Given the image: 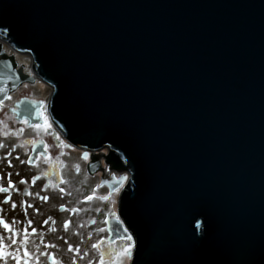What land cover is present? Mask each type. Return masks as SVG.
Listing matches in <instances>:
<instances>
[{"label":"water","instance_id":"95a60500","mask_svg":"<svg viewBox=\"0 0 264 264\" xmlns=\"http://www.w3.org/2000/svg\"><path fill=\"white\" fill-rule=\"evenodd\" d=\"M0 38L31 53L88 173L104 146L128 173V233L105 221L128 264H264V0H0ZM32 102L15 112L41 122Z\"/></svg>","mask_w":264,"mask_h":264},{"label":"rangeland","instance_id":"374dc122","mask_svg":"<svg viewBox=\"0 0 264 264\" xmlns=\"http://www.w3.org/2000/svg\"><path fill=\"white\" fill-rule=\"evenodd\" d=\"M34 88L43 98L51 94V87L42 81H36ZM103 149L104 158L108 149L102 147L100 150ZM13 151L8 140L0 134V186L7 188L8 180L12 181V187L7 192H0V216L16 232V243L13 244L11 232L0 226V236L4 237L8 250L19 248L22 255L26 248L30 252V264H52L47 255H41L42 252L52 253L57 264H88L89 260L92 264H99L100 252L111 247L107 241L105 220L110 210L115 214L117 212V195L126 182L128 173L125 170L116 172L125 175V179L115 194L102 200L100 197L105 191L99 187L97 177L73 171L74 166L78 165L72 164L75 153L70 150L66 149L69 153L64 157V166L58 173L54 171L50 175H40L39 166L25 167L20 155L13 154ZM33 177L36 179L33 180ZM61 188L63 192L60 191ZM93 190L92 198L85 200L84 197ZM6 196L8 200H5ZM45 196L48 197L47 200L42 199ZM13 203L15 207L12 206ZM65 220L69 221L67 227L64 226ZM33 228L37 231L32 232ZM25 229L28 239L21 245ZM101 237L104 239L101 240ZM98 240L100 243L95 249L92 248L91 245ZM126 243L129 242L119 243L115 240L114 247L118 249ZM130 243L133 244V240ZM69 245L73 246L72 250H69ZM129 260L127 256L123 257V264H128ZM0 264H15V261L7 257ZM104 264H108L107 257Z\"/></svg>","mask_w":264,"mask_h":264},{"label":"flooded vegetation","instance_id":"af4514ba","mask_svg":"<svg viewBox=\"0 0 264 264\" xmlns=\"http://www.w3.org/2000/svg\"><path fill=\"white\" fill-rule=\"evenodd\" d=\"M0 66L7 70L9 69L8 66H11L12 73L8 71L9 73L7 74L12 80H14L17 75L25 78L32 76L34 78L32 81L27 79L19 83L15 88L11 87V79L4 81L3 89H5V92L2 93L3 97L0 99V102H2L0 103V134H2L4 139L8 140L12 150L14 149L13 154L20 155V160L25 163V167L32 168L39 166L40 175H50L54 171L58 173L59 169L64 166V157L69 153L66 151V149H68L71 153H75L72 164L78 165L74 166L73 171L88 173L87 164L90 161L92 151L89 149H81L70 143V141L66 139L64 133H62L55 123L51 121L48 115L49 94L43 98L41 93L34 88L35 82L42 80L33 72V58L30 52L15 50L0 38ZM22 99L36 101L40 106V111L43 113V116L48 118L50 127H42L43 119L41 114L40 118L42 121L37 123H30L29 120L25 118L20 119L15 110L17 109L16 103ZM40 101H43L44 104L41 105L39 103ZM33 125H41V127L36 128L33 127ZM20 129H23V131H19ZM34 144H37L38 149H36V151H33ZM45 146H47V148H45ZM85 152L88 153L87 158L83 156ZM99 153L105 154L104 149L100 150ZM32 161L35 162L33 163ZM122 170H124L122 164L115 165L114 161L102 158L101 167L94 174L89 175L97 177L99 187L105 191L103 196L109 198L111 194H115V192L119 190V187L109 193V186L107 184H113V176H117L118 174H116V172ZM101 180L103 184H100ZM113 214H115V212L110 210L106 219L114 216ZM116 241L119 243L124 242V240Z\"/></svg>","mask_w":264,"mask_h":264},{"label":"snow or ice","instance_id":"6c2138e0","mask_svg":"<svg viewBox=\"0 0 264 264\" xmlns=\"http://www.w3.org/2000/svg\"><path fill=\"white\" fill-rule=\"evenodd\" d=\"M0 103H2V102H0ZM32 103L35 104L37 102L33 101ZM39 103L41 105L44 104L43 101H40ZM41 116L43 119L42 127H44V128L50 127V125L48 124V118L46 116H43V113H41ZM25 123H26V121H25ZM33 127L39 128V127H41V125H33ZM19 131L22 132L23 129H20ZM45 148H47V146H45ZM83 156L85 158H87L88 153L87 152L83 153ZM30 160H31V158H30ZM8 162H9V164L11 163L10 160ZM32 162L34 163L35 161H32ZM35 179L36 178L33 177V180H35ZM120 179L123 180L124 178L121 177ZM11 187H12V181L8 180V187L5 188L3 186H0V192H7L9 190V188H11ZM60 191L63 192L64 191L63 188H61ZM93 195H94V190L88 196H85L84 199L90 200ZM107 198H108L107 196L100 197V199H102V200L107 199ZM42 199L47 200L48 197L45 196V197H42ZM5 200H8L7 196L5 197ZM12 206L15 207L16 205L13 203ZM72 211H77V209H72ZM113 215H114V218L117 220V231L119 230V228H123L124 232L128 233V229L123 226V222L120 220V218L118 216H115V214H113ZM28 223L31 224V221H28ZM197 223H199V221H197ZM68 224H69V221L65 220L64 226L67 227ZM0 226H2L6 231L11 232L12 243L15 244L16 243V240H15L16 232L11 228V226L7 222H5V220L2 216H0ZM24 231H25V235L20 240L21 245L25 244V242L28 239L27 229H25ZM36 231H37V229H35V228L32 229V232H36ZM100 231H103V229H100ZM100 239L103 240L104 237H101ZM116 239L128 241L129 243L121 245L117 249L116 247H114L115 241L109 240L108 244L111 247L107 251L100 252L99 264H104L105 257L108 258V264H123V257H125V256H127L129 259H131V250H132L133 244L130 242L133 240V236L131 234H127V235H123V236L117 235ZM99 243H100V241L98 240V241H96V243L92 244L91 247L95 249L97 247V244H99ZM72 248H73V246L69 245V250H72ZM41 255H47V257L52 262V264H57L52 253H50V252L43 253L42 252ZM7 257H11L15 261V264H30V259H29L30 258V252L26 248L23 250L22 255L20 254L19 248L15 249V250H8V246L4 243V237L0 236V261L4 260ZM88 264H92V261L89 260Z\"/></svg>","mask_w":264,"mask_h":264},{"label":"bare ground","instance_id":"6f19581e","mask_svg":"<svg viewBox=\"0 0 264 264\" xmlns=\"http://www.w3.org/2000/svg\"><path fill=\"white\" fill-rule=\"evenodd\" d=\"M1 39H2V38H1ZM28 52H29V51H28ZM30 54H31V53H30ZM17 76H19V75H17ZM17 76H16V77H17ZM19 77H20V76H19ZM0 92H1V91H0ZM101 159H102V158H101ZM121 185H122V184H121Z\"/></svg>","mask_w":264,"mask_h":264}]
</instances>
